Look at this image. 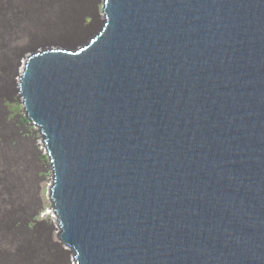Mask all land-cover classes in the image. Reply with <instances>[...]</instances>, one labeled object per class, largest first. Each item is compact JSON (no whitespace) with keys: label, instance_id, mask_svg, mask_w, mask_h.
Instances as JSON below:
<instances>
[{"label":"water","instance_id":"1","mask_svg":"<svg viewBox=\"0 0 264 264\" xmlns=\"http://www.w3.org/2000/svg\"><path fill=\"white\" fill-rule=\"evenodd\" d=\"M20 86L79 264H264V0H106Z\"/></svg>","mask_w":264,"mask_h":264},{"label":"rangeland","instance_id":"2","mask_svg":"<svg viewBox=\"0 0 264 264\" xmlns=\"http://www.w3.org/2000/svg\"><path fill=\"white\" fill-rule=\"evenodd\" d=\"M44 3V0H0V39L4 37L7 38L8 36L12 35L16 38L9 43H4L6 45L5 47L7 48V52L4 48V56H2V61L0 60V63L2 64L0 66V83L2 84H0V93L4 91V88L6 87L4 84H9L10 79H12L13 77L14 60L11 57V53L13 51L18 49L17 51L19 53H22L26 50L30 52L35 49L46 47L76 48L86 40L84 39L86 37V34L92 33L94 30H96V28L93 30H88V26H90V24L95 20L98 23L100 22L102 0H93L94 9L90 12L84 11L79 19L81 22L78 21V25L82 26L81 28H79L80 35L85 33V36L82 38L80 44L71 46V44H59L57 42L44 43L43 41H34L35 39L46 37L47 34L44 35V33L40 30L23 29L21 28V23H27L26 26L31 27L29 25V22L35 19L37 15L43 14ZM95 32H93V34ZM62 35L66 36L67 34ZM25 38L26 40H24ZM32 38L33 41H30V39ZM33 45L35 47L28 50ZM19 61L22 62V57L21 59H19ZM17 70L18 67L16 68V72ZM15 82L16 77L14 76L12 84H14ZM12 98L14 99V96H11V99ZM5 103H8V105H19L18 103L12 101L9 103L4 99V105ZM5 106V112H2V110H0V135H3L5 137L3 139L0 136V185H2L0 186V203H21L22 209L26 208V210H29L33 205V201H35L34 196H36V186H38L37 197L40 201L41 209L38 210L39 213L38 216H36V220H38V223H31V232L22 229V231L17 234L18 236L13 235L15 239H13L10 245L2 244L0 246V254H2L0 255V264H14L13 259L17 257V252L24 245L31 243L36 246L35 250L37 253L38 251L40 253H44L42 257L45 256L48 261H64L68 257L67 253L62 248L55 245V243L58 242L56 234L57 229L54 228V226L57 225V222H55L57 217H55V212L49 200L51 174L49 166L50 163H48L46 151L41 144L39 135L35 130L32 129V126L27 124L26 120H24V118L22 117L21 106L19 105L20 108L16 112L10 111L7 105ZM6 111H9L10 115L6 116ZM18 115L20 116L19 123H15L14 125L8 123L11 118H16ZM2 141H5V145H3L4 143L1 144ZM4 171L6 175L3 174ZM15 178H17V180ZM34 178H38L37 182L34 181ZM4 214L5 213L1 212L0 221L3 220ZM16 225H20V222H18ZM10 233L11 232L9 231L5 234L4 231H2V239L4 240L7 237H11ZM24 250V252L31 253L29 248ZM9 255L13 256L10 257ZM5 256L8 257L4 260V258H6ZM18 264H20V262Z\"/></svg>","mask_w":264,"mask_h":264},{"label":"bare ground","instance_id":"3","mask_svg":"<svg viewBox=\"0 0 264 264\" xmlns=\"http://www.w3.org/2000/svg\"><path fill=\"white\" fill-rule=\"evenodd\" d=\"M44 1H45V3H44L43 14L37 15L35 17V19H33L29 22V25L31 27L26 26L27 23H25V24L21 23V28L28 29V30L29 29L40 30L41 32L44 33V35L47 34L46 37H41V38L35 39L34 41L38 40V41H43L44 43L45 42H55V43L57 42L59 44H71V46H75V45L80 44L82 41V38L85 36V33L80 35L79 28H81L82 26L78 25V21H80L79 20L80 16L84 11L90 12L94 9L93 8V0H44ZM106 4H108L106 2V0H102L100 22L98 23L95 20L87 28L88 30H90V29L93 30L96 28V30L93 31V32H95V31L96 32L94 34H93V32L86 34V37L84 38L86 40L82 44H80L78 47H76V48L75 47H62V48L46 47V48H41V49H35V50L30 51V52L25 49L26 51L22 52V53H19L17 51L18 49H16L15 51H13L11 53V57L14 60L13 77L14 76L16 77V82L14 84H12L13 83V77H12V79H10V81H9V84H4L6 87L4 88V91H2L0 93V110H2V112H5L6 106L4 105V99L9 103L11 101L18 103L22 108L21 109L22 117L24 118V120H26L28 125L33 127L32 129L35 130L36 133L40 137L41 144L44 147L46 154H47L48 163H50L49 166H50V174H51V186L49 187V194H50L49 200H50L52 208L55 212V217H57L56 221H55V222H57V225L54 226V228L57 229L56 234H57L58 242L55 243V245L62 248L68 255L67 259H65L64 261H62V260H60V261L59 260L58 261H48L45 258V256L42 257L44 255V253H40L39 251L37 253L35 250L36 246L31 243V244L24 245L18 252L16 251L18 253V255L15 259H13L14 264H18L19 262H20V264H79L78 260L76 258V256H79L77 249L73 245L64 242V240L62 238V235L65 231L62 228L63 223H62L61 218H60L58 211H57L59 209L55 207V199L53 197L54 187L56 186V178H55L54 163L50 157V154H49V151L47 148V142L45 141V140H48V138L46 137L45 133H43L41 130L43 128V126L34 123L33 119L30 116H28V111L25 108V97L21 94L20 86L23 85L22 78L26 72L27 64L29 63V61L32 58H34L36 56L48 54V53H63V54H67V55H77V54H80L81 52H83L84 50H86L87 48H89L92 45L93 41L96 40L100 36V34L102 33L103 29L105 28V26L107 24V17L105 14V5ZM83 29H85V28H83ZM28 32H30V31H28ZM62 34H67V35L63 36ZM88 36H89V38H88ZM87 38H88V40H87ZM15 39L16 38L13 35L8 36L7 38L4 37V38L0 39V60L2 59V56H4L3 55V49L4 48H5V51L7 52V48L5 47L6 46L5 44L9 43ZM24 40H26V38ZM30 41H33V38L30 39ZM34 47L35 46L33 45L28 50H30ZM23 53H24V55H23ZM21 57H22V62L19 61V59H21ZM1 65L2 64L0 63V66ZM17 67H18V70L16 72ZM11 75H12V73H11ZM11 96L12 97L14 96V99L13 98L11 99ZM8 115H10V112L6 111V116H8ZM19 117L20 116L18 115L16 118H13V119L11 118V120L8 121V123H11L13 125L15 123H19L20 122ZM1 137L3 139L5 138L3 135ZM1 144L5 145V141H2ZM1 169H2V167H1ZM4 169H5V167H4ZM3 174H5V171ZM15 179L17 180V178H15ZM37 180H38V178H36V179L34 178V181L37 182ZM0 186H2V185H0ZM37 192H38V186H36V193H35L36 196H34L35 201H33V205L29 210L28 209L26 210V208L22 209L21 203H0V214H1V212L5 213L3 220L0 221V246L2 244H5V245L9 244L10 245L11 242L13 241V239H15L13 235H17L18 233H20V231H22V229L31 232L30 231V230H32L31 223H34V224L38 223V220H36V216H38V213H39L38 210L41 209V206H40V201L38 200V197H37ZM18 222H20V225L17 226L16 224ZM2 231H4L5 234L10 231L11 237H7L6 239L3 240L2 239L3 236L1 237ZM14 245H15V243H14ZM28 248L31 251V253L24 252L25 251L24 249H28ZM41 252H43V251H41ZM0 255H2V254H0ZM12 256L13 255H11L10 257H12ZM7 257L4 258V260L7 259ZM10 263H12V262H10Z\"/></svg>","mask_w":264,"mask_h":264},{"label":"trees","instance_id":"4","mask_svg":"<svg viewBox=\"0 0 264 264\" xmlns=\"http://www.w3.org/2000/svg\"><path fill=\"white\" fill-rule=\"evenodd\" d=\"M8 104V103H7ZM5 105H6V103H5ZM7 107H8V109L10 110V111H12V112H16V111H18V109L20 108V106L19 105H7ZM23 120V119H22ZM24 121V120H23Z\"/></svg>","mask_w":264,"mask_h":264},{"label":"clouds","instance_id":"5","mask_svg":"<svg viewBox=\"0 0 264 264\" xmlns=\"http://www.w3.org/2000/svg\"><path fill=\"white\" fill-rule=\"evenodd\" d=\"M6 105H8V104H6Z\"/></svg>","mask_w":264,"mask_h":264}]
</instances>
